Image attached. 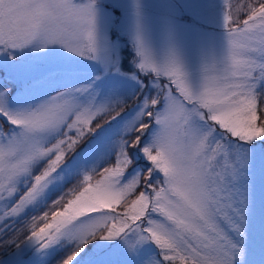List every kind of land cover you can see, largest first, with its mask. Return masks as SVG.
<instances>
[{
  "label": "snow or ice",
  "instance_id": "snow-or-ice-1",
  "mask_svg": "<svg viewBox=\"0 0 264 264\" xmlns=\"http://www.w3.org/2000/svg\"><path fill=\"white\" fill-rule=\"evenodd\" d=\"M234 12L0 0V264H264V2Z\"/></svg>",
  "mask_w": 264,
  "mask_h": 264
},
{
  "label": "trees",
  "instance_id": "trees-1",
  "mask_svg": "<svg viewBox=\"0 0 264 264\" xmlns=\"http://www.w3.org/2000/svg\"><path fill=\"white\" fill-rule=\"evenodd\" d=\"M256 2H255V5L254 6H258V4L259 3H261L262 1L261 0H255ZM241 14H243V13H240V15ZM238 19V21H243V19H242V17H240V19L239 18H237ZM135 103V101H129V103H128V105H127V107H131L133 104ZM104 119H106V117L104 118ZM102 121L100 120V119H98V120H96L95 122H94V124L95 123H101ZM94 124H93V126H94ZM72 135H74V133H72ZM114 157L112 158V159H109V160H107V161H105V163L104 164H102L101 166V168H100V170H98V171H102V169L104 168V167H109V166H112L113 164H114ZM140 165L141 166H143V167H145V168H147L149 165H147L143 160H141L140 161ZM160 177H162V175L160 174L158 177H155L154 179H159ZM100 178V176L97 174V175H95L94 177H93V183H95L94 181L95 180H98ZM135 195H133V196H131V197H129V200H131V199H133V197H134ZM55 198V197H54ZM70 198V197H69ZM65 202H66V200H65ZM123 206H121V207H119V208H117V211L118 212H123ZM41 211H43V209L41 210Z\"/></svg>",
  "mask_w": 264,
  "mask_h": 264
},
{
  "label": "rangeland",
  "instance_id": "rangeland-1",
  "mask_svg": "<svg viewBox=\"0 0 264 264\" xmlns=\"http://www.w3.org/2000/svg\"><path fill=\"white\" fill-rule=\"evenodd\" d=\"M262 2H264V0H261ZM147 2H149V3H160L161 2V0H147ZM214 2H216V3H220V0H214ZM255 0H228V3H229V5H230V10H232L233 11V15H234V19H237V18H239L240 19V17H242V19L244 20L245 18H246V15L243 13V14H239V16L238 17H236V14H235V12H234V10L238 7V6H240L241 4H248V3H252L253 5H255ZM125 54H127V53H125ZM0 76H2V74H0ZM4 87H7V88H12L13 89V91H15V85H13V84H4ZM102 167V166H101ZM100 167V168H101ZM100 170V169H99ZM161 175H162V173H161ZM100 179V178H99ZM94 182H96V180L94 181ZM139 191V190H138ZM138 191H137V193L136 194H138ZM135 198V196L133 197V199Z\"/></svg>",
  "mask_w": 264,
  "mask_h": 264
}]
</instances>
